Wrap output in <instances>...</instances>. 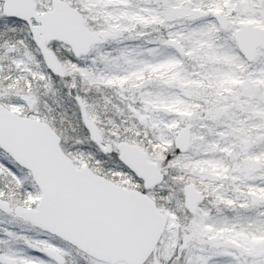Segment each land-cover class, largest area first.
Instances as JSON below:
<instances>
[{
  "label": "snow or ice",
  "instance_id": "1",
  "mask_svg": "<svg viewBox=\"0 0 264 264\" xmlns=\"http://www.w3.org/2000/svg\"><path fill=\"white\" fill-rule=\"evenodd\" d=\"M0 264H264V0H0Z\"/></svg>",
  "mask_w": 264,
  "mask_h": 264
}]
</instances>
